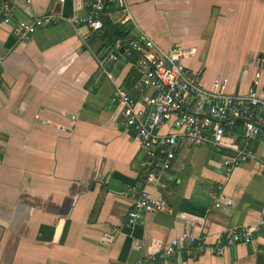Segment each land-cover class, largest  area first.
<instances>
[{
	"label": "crops",
	"instance_id": "crops-1",
	"mask_svg": "<svg viewBox=\"0 0 264 264\" xmlns=\"http://www.w3.org/2000/svg\"><path fill=\"white\" fill-rule=\"evenodd\" d=\"M2 2L13 22L81 16L93 4ZM102 16L114 44L64 22L28 40L0 26V264H136L185 233L220 246L223 233L255 227L264 215V144L246 140L257 159L227 178L211 147L182 145L150 190L141 183L149 159L112 99L114 89L138 98L126 43L140 35L161 51L178 46L204 90L242 94L258 76L264 93V0H120ZM121 33L127 36L116 39ZM222 38L243 52L225 73L202 55L218 41L226 45ZM160 132L171 131L166 125ZM217 187L229 206H213ZM141 189L165 206L127 226ZM258 229L249 244L227 247L220 257L202 251L165 264H264V225Z\"/></svg>",
	"mask_w": 264,
	"mask_h": 264
},
{
	"label": "built area",
	"instance_id": "built-area-1",
	"mask_svg": "<svg viewBox=\"0 0 264 264\" xmlns=\"http://www.w3.org/2000/svg\"><path fill=\"white\" fill-rule=\"evenodd\" d=\"M24 1L29 3L30 0ZM118 4L120 0H93L90 10L81 16L62 19L47 14L13 22L8 16V7L0 0V26L10 25L19 40H28L37 30L60 22L100 34L103 12ZM126 45V55L134 57L132 65L137 72L130 89L138 98L135 100L114 89L112 99L120 108L124 126L132 131V140L149 159L141 179L143 186L150 190L158 189L163 173L169 170L176 151L182 145L211 147L221 155L225 178L233 169L257 159L244 142L256 139L264 144V93L260 90L258 76L242 94L207 91L198 85L195 74L182 64L185 55L178 46L161 51L143 35L127 40ZM108 59L115 61L111 55ZM166 125L171 132L161 133ZM258 161L264 169V159ZM216 189L219 193L215 194L213 206L217 209L229 206L231 202L220 195L221 188ZM164 206L160 197L152 198L144 189L134 192L125 223L127 226L142 223L145 214L161 210ZM263 225L264 215L255 227L230 229L223 233L220 246H207L200 237L185 233L136 264H165L170 259L180 263L183 254H200L202 251L220 257L227 247L249 244L258 233V227Z\"/></svg>",
	"mask_w": 264,
	"mask_h": 264
},
{
	"label": "rangeland",
	"instance_id": "rangeland-1",
	"mask_svg": "<svg viewBox=\"0 0 264 264\" xmlns=\"http://www.w3.org/2000/svg\"><path fill=\"white\" fill-rule=\"evenodd\" d=\"M221 41L226 42V45L219 44L220 41H218L214 46L210 47L208 52H203L202 55L203 57L207 56L206 66H222V72L225 73L228 71L231 62H234L236 59L241 60L238 56L239 49H241V55H243V52L242 47L230 48L227 39L222 38Z\"/></svg>",
	"mask_w": 264,
	"mask_h": 264
},
{
	"label": "trees",
	"instance_id": "trees-1",
	"mask_svg": "<svg viewBox=\"0 0 264 264\" xmlns=\"http://www.w3.org/2000/svg\"><path fill=\"white\" fill-rule=\"evenodd\" d=\"M100 21H101V24H102V27H103L102 32L100 33V36H99L100 39L103 40V41L110 40L109 43H111V44L113 43L114 44L113 37H115V36H114V34H111L110 32H108V30L106 29L108 24L106 23V20L103 18V16L101 17ZM125 36H127V34L121 33V34H119L117 36L116 39H121L122 40V38H124Z\"/></svg>",
	"mask_w": 264,
	"mask_h": 264
},
{
	"label": "water",
	"instance_id": "water-1",
	"mask_svg": "<svg viewBox=\"0 0 264 264\" xmlns=\"http://www.w3.org/2000/svg\"><path fill=\"white\" fill-rule=\"evenodd\" d=\"M112 54H114V53H112ZM5 225H6L5 222H3L2 220H0V226L1 227H5Z\"/></svg>",
	"mask_w": 264,
	"mask_h": 264
}]
</instances>
